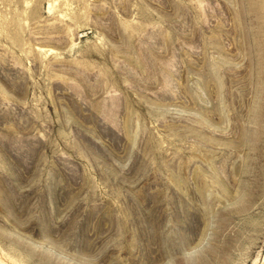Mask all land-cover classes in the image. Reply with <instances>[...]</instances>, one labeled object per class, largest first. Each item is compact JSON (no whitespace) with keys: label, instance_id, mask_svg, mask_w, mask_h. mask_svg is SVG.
<instances>
[{"label":"rangeland","instance_id":"1","mask_svg":"<svg viewBox=\"0 0 264 264\" xmlns=\"http://www.w3.org/2000/svg\"><path fill=\"white\" fill-rule=\"evenodd\" d=\"M0 264H264V0H0Z\"/></svg>","mask_w":264,"mask_h":264},{"label":"bare ground","instance_id":"2","mask_svg":"<svg viewBox=\"0 0 264 264\" xmlns=\"http://www.w3.org/2000/svg\"><path fill=\"white\" fill-rule=\"evenodd\" d=\"M0 262H2V261L0 260Z\"/></svg>","mask_w":264,"mask_h":264}]
</instances>
